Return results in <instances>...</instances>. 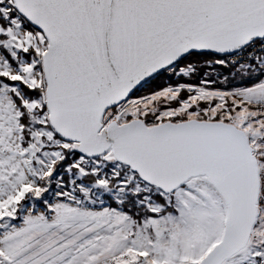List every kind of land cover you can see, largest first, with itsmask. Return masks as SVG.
Returning <instances> with one entry per match:
<instances>
[{
    "label": "snow or ice",
    "instance_id": "1",
    "mask_svg": "<svg viewBox=\"0 0 264 264\" xmlns=\"http://www.w3.org/2000/svg\"><path fill=\"white\" fill-rule=\"evenodd\" d=\"M0 264H264V0H0Z\"/></svg>",
    "mask_w": 264,
    "mask_h": 264
}]
</instances>
